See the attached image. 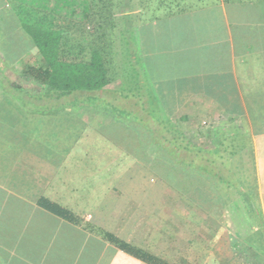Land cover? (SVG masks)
<instances>
[{
  "label": "crops",
  "instance_id": "1",
  "mask_svg": "<svg viewBox=\"0 0 264 264\" xmlns=\"http://www.w3.org/2000/svg\"><path fill=\"white\" fill-rule=\"evenodd\" d=\"M162 14L140 15L102 89L33 108L0 85V264H149L92 226L169 264H264V0ZM131 109L202 149L201 177L142 163Z\"/></svg>",
  "mask_w": 264,
  "mask_h": 264
},
{
  "label": "trees",
  "instance_id": "2",
  "mask_svg": "<svg viewBox=\"0 0 264 264\" xmlns=\"http://www.w3.org/2000/svg\"><path fill=\"white\" fill-rule=\"evenodd\" d=\"M113 7L112 0H0L2 89L23 105L30 102V107L38 108L43 107L38 102L44 101L45 108H52L55 102L76 98L77 91L99 90L108 85L117 61L113 59L111 42L116 25ZM32 48L39 60L32 59L17 68L16 60ZM160 129L161 138L156 141L164 151L160 162L163 165L167 158L178 164L177 168L175 163H168L164 172H174H165L163 177L169 179L174 173L186 177L187 164L201 177L204 151L194 148L170 123L161 124ZM38 205L69 222L80 223L71 211L46 198H40ZM92 228L104 240L149 264H169L101 227Z\"/></svg>",
  "mask_w": 264,
  "mask_h": 264
},
{
  "label": "rangeland",
  "instance_id": "3",
  "mask_svg": "<svg viewBox=\"0 0 264 264\" xmlns=\"http://www.w3.org/2000/svg\"><path fill=\"white\" fill-rule=\"evenodd\" d=\"M114 2V7L113 10V15L115 17V28L113 29V32L111 34V42H112V55L113 59H121L122 54H123V47H124V40L126 41L125 37L129 36L130 31L133 33L136 32V27L139 22V17L141 14L147 15V18H154L157 15H163L162 13H170L172 10H177L178 8H184L186 6L193 7L195 3H201L203 0H112ZM126 2V5L123 6V3ZM8 7V6H7ZM139 9H145L146 11L140 12ZM152 9V10H151ZM126 16V17H125ZM125 17V18H124ZM91 26L88 25V30ZM125 28V29H124ZM127 31L124 33V31ZM123 32V33H122ZM36 53V52H35ZM30 56H26L25 59L21 60L19 63V67L25 63L26 59H29ZM132 113L130 114L131 116V126L132 128H136L138 124L142 126L143 128H147L145 130L146 133H149L150 135L147 137V140H144L143 143L141 144V149L144 150V154L136 153L131 149L132 155L139 156V160H141L142 163H153L155 162H160L162 161L163 158H160L161 155H163V150L157 145V140L160 138L161 135V129L160 125L157 124L153 126L154 131L149 132L151 129L150 127L152 126V122H141L140 117L138 114L136 115V112L131 109ZM153 116L150 118L152 119ZM142 131V130H141ZM139 131V132H141ZM143 133V132H141ZM131 136V135H130ZM155 136V140L153 139ZM149 138L153 140L154 142H149ZM132 142L134 141L133 136H132ZM120 157L116 156V160L118 161ZM123 160L128 161L130 159L129 154H124L123 155ZM133 159L134 156H131ZM168 163L174 164L175 162L173 160L165 158L163 160V165L166 166ZM176 167L178 168V164H176ZM174 165V166H175ZM113 166H116V164H113ZM117 167V166H116ZM171 167V166H170ZM173 168V167H172ZM166 174L170 173L172 174L174 171H165ZM163 171V173H165ZM180 177L185 178V176L181 175ZM174 178H178V175L175 174ZM181 180V178H178ZM180 184V183H179ZM248 255L250 253H247ZM251 257V256H250ZM250 257H248L250 259ZM256 259H262L261 257H256ZM253 260V259H251Z\"/></svg>",
  "mask_w": 264,
  "mask_h": 264
}]
</instances>
